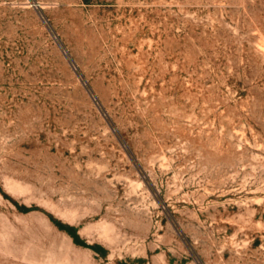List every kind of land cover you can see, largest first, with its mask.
Listing matches in <instances>:
<instances>
[{
  "label": "rangeland",
  "instance_id": "rangeland-1",
  "mask_svg": "<svg viewBox=\"0 0 264 264\" xmlns=\"http://www.w3.org/2000/svg\"><path fill=\"white\" fill-rule=\"evenodd\" d=\"M0 264H264V0H0Z\"/></svg>",
  "mask_w": 264,
  "mask_h": 264
},
{
  "label": "bare ground",
  "instance_id": "bare-ground-1",
  "mask_svg": "<svg viewBox=\"0 0 264 264\" xmlns=\"http://www.w3.org/2000/svg\"><path fill=\"white\" fill-rule=\"evenodd\" d=\"M76 66V65H75Z\"/></svg>",
  "mask_w": 264,
  "mask_h": 264
}]
</instances>
